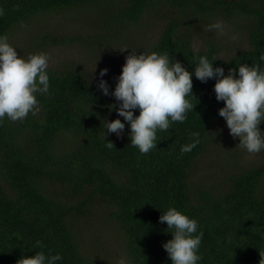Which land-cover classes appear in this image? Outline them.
<instances>
[{
	"label": "trees",
	"instance_id": "trees-1",
	"mask_svg": "<svg viewBox=\"0 0 264 264\" xmlns=\"http://www.w3.org/2000/svg\"><path fill=\"white\" fill-rule=\"evenodd\" d=\"M98 6L115 7L117 12L108 14L105 25L118 22L128 33L153 10L165 23L144 53L167 52L189 71L195 69L192 45L203 32L211 39L198 55L210 60L215 56L218 60L213 66L223 67L225 75L233 68L238 71L242 63L264 67L259 60L264 53V0H0V34L11 43L15 28L33 19ZM217 20H235L244 49L230 52L223 46L236 41L225 42L204 30ZM118 37L103 31L93 40H100L96 48L114 51ZM19 42L25 47L18 54L25 58L22 52L47 54L50 47L69 43L44 31ZM123 43L121 38L120 49ZM121 70L105 80L110 92ZM47 72L50 89L47 95L37 96L39 111L23 121L5 118L0 123V264H16L21 256L36 251L59 253L62 260L57 264H98L92 255L99 236L119 244L126 264H172L162 246L172 239L166 232L171 230H166V222H159L169 207L197 220L198 232L204 234L198 264H260L264 159L249 167L217 169V162L230 151L212 163L207 184L198 190L190 184L200 160L220 143L230 145L224 146L225 151L232 147L236 159L247 153L236 147L239 139L229 134L219 115L224 102L216 99L215 79L204 83L193 75V96L187 99L194 109L183 123H172L167 132L158 131L157 147L140 154L130 146L127 123L121 136L106 137L114 147H105L102 120L123 122V117L110 109L118 103L98 89L99 79L74 63L48 61ZM134 115H139L138 109ZM259 127L264 130V123ZM194 132H199L200 143L182 154L181 146L191 142ZM259 154L264 156V151L254 155ZM102 217L109 218L115 230L83 239V222ZM36 241L44 247L35 248Z\"/></svg>",
	"mask_w": 264,
	"mask_h": 264
},
{
	"label": "clouds",
	"instance_id": "clouds-1",
	"mask_svg": "<svg viewBox=\"0 0 264 264\" xmlns=\"http://www.w3.org/2000/svg\"><path fill=\"white\" fill-rule=\"evenodd\" d=\"M206 32H214L230 41L238 39L237 34L229 35L223 21L217 20L204 26ZM125 48L121 51H124ZM195 69L189 71L179 60H174L167 52H152L137 55L136 50L126 56L122 71L117 78L114 91L110 92L106 81L101 79L97 85L103 95H111L118 103L110 105L121 119L102 120L105 147H114L106 141L109 134L118 137L123 133L126 123L130 129V146L140 154H147L157 147V132H167L172 123H183L187 112L194 105L187 97L193 96V75L206 83L215 79L214 89L217 101H223L224 107L219 115L224 118L229 134L239 138L236 147L249 154L264 151V130L259 125L264 123V67L242 63L230 69L225 75L223 67H214L215 56L198 55L199 48L192 45ZM264 62V53L259 57ZM48 56L46 53L29 54L26 58L18 54L9 42L7 35L0 34V123L23 121L31 113L39 111L38 95H47L50 89ZM108 69H102L104 77ZM139 115H134L135 110ZM191 142L182 145L180 152H190L200 143L199 132L191 134ZM161 224L167 223L166 231L172 239L162 246L172 264H198L201 260L199 249L203 232H198V222L186 214L169 207L159 217ZM35 248H43L41 241H36ZM264 264V254L260 253ZM62 260L59 253L49 255L36 251L32 256H21L16 264H57ZM120 264H126L124 259Z\"/></svg>",
	"mask_w": 264,
	"mask_h": 264
},
{
	"label": "rangeland",
	"instance_id": "rangeland-1",
	"mask_svg": "<svg viewBox=\"0 0 264 264\" xmlns=\"http://www.w3.org/2000/svg\"><path fill=\"white\" fill-rule=\"evenodd\" d=\"M156 6L157 5L153 8ZM111 11L117 12L116 8L113 6H98L91 10H84L83 8L72 12L65 11L36 18L15 28L14 38L11 36V43L18 51H22L25 44H21L19 42L20 39L33 37L38 31H44L53 36L63 37L68 40L69 43H67V45L56 46L55 48L50 47L47 52L48 61H52L54 65L74 63L81 69L87 70L95 78L105 81L122 69L126 56L129 55L132 50H136L137 55L145 52L150 43L158 39L160 30L165 23L161 21L159 15L153 14L154 11L152 10V14L146 16L145 20H143L142 24H140L136 30L128 33L122 30L124 26L118 22L110 26L105 25V19ZM224 23L229 35L237 34L238 39L235 43L224 45L223 47L230 52H233L235 48L244 49L245 42L243 38L240 37L235 20ZM103 31L119 35L118 39H120L113 45V48H116L114 51L108 50L106 46L96 48L95 45L100 44V40L97 38L96 41H94L93 37L101 34ZM216 36L223 39L225 42H229L224 36H219L217 34ZM121 38L124 40L123 49H130L121 51L123 50L120 49ZM209 38L211 39V35L208 33H199V35L195 37L194 43L199 49H202L205 47ZM22 53L27 56L29 55L27 52ZM102 57H104L105 60H103ZM112 64H114V67L111 66ZM105 68L108 69V71L105 76L101 78L99 73ZM235 139L238 140L239 138ZM220 144L218 148L214 151H209L208 154L200 160L198 172L190 181L194 189L198 190V186H203L205 183L207 184L208 176H206V174L210 167L213 166L212 163H216L219 158L228 155L230 151L226 159L217 162V169L226 170L229 169V167H235L237 165L249 167V165L257 164L264 159V156L261 154L254 155L247 153L243 156H239V159H236L234 156L238 155H235V150L232 147L229 151H225V147L228 148L230 145L225 143V145L220 146ZM238 153L241 155L239 149ZM83 226L82 238L85 240L88 239L90 235H94L99 231L112 233L115 230L114 223L107 217L92 219L88 222L84 221ZM103 238H107L108 240H103ZM94 244L95 252L94 255H92L94 263L120 264L121 259L126 261L121 247L115 240L106 236H99L97 242Z\"/></svg>",
	"mask_w": 264,
	"mask_h": 264
}]
</instances>
